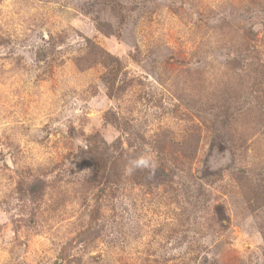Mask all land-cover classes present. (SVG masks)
Wrapping results in <instances>:
<instances>
[{
  "label": "rangeland",
  "instance_id": "rangeland-1",
  "mask_svg": "<svg viewBox=\"0 0 264 264\" xmlns=\"http://www.w3.org/2000/svg\"><path fill=\"white\" fill-rule=\"evenodd\" d=\"M0 264H264V0H0Z\"/></svg>",
  "mask_w": 264,
  "mask_h": 264
},
{
  "label": "clouds",
  "instance_id": "clouds-1",
  "mask_svg": "<svg viewBox=\"0 0 264 264\" xmlns=\"http://www.w3.org/2000/svg\"><path fill=\"white\" fill-rule=\"evenodd\" d=\"M129 165L125 168V172L128 175H131L137 169H148L155 171L157 164L149 150H145L137 158L129 161Z\"/></svg>",
  "mask_w": 264,
  "mask_h": 264
}]
</instances>
